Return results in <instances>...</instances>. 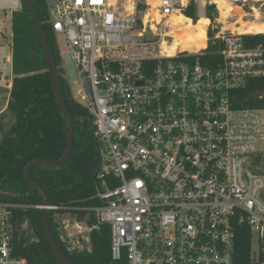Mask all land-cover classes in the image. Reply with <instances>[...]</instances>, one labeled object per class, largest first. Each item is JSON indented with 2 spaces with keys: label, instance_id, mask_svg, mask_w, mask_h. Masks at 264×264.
Returning <instances> with one entry per match:
<instances>
[{
  "label": "built area",
  "instance_id": "1",
  "mask_svg": "<svg viewBox=\"0 0 264 264\" xmlns=\"http://www.w3.org/2000/svg\"><path fill=\"white\" fill-rule=\"evenodd\" d=\"M46 1L75 68V99L95 117L100 167V205L46 207L86 215H64L62 228L70 216L78 240L91 244V233L109 226L111 258L127 264H238L245 225L253 236L246 264H264V83L260 106H241L248 81L264 80V31L240 22L264 26V0ZM192 5L198 22L210 7L217 13L206 18L203 48L176 42L174 18ZM23 7L0 0L11 17ZM7 34L3 23L0 89L10 92ZM210 43L220 48L215 67L190 62ZM44 208L0 202V264H28L15 255V212Z\"/></svg>",
  "mask_w": 264,
  "mask_h": 264
},
{
  "label": "trees",
  "instance_id": "2",
  "mask_svg": "<svg viewBox=\"0 0 264 264\" xmlns=\"http://www.w3.org/2000/svg\"><path fill=\"white\" fill-rule=\"evenodd\" d=\"M24 4V2H23ZM48 42L51 55L55 58L62 91L68 113L73 119L75 138L72 152L64 166L38 167L30 172L31 180L40 186L51 207L93 208L100 205L96 189L99 184V156L95 135V117L92 112L76 101L69 82L64 78V68L58 40L50 22L49 6L46 0H33ZM192 5L184 13L188 19L197 18ZM217 13L210 7L206 18L214 21ZM14 42L12 76L13 85L4 115L0 116V202L42 206L39 192L30 187L25 179L28 164L37 160L58 161L66 151L67 122L59 112L47 61L37 38L34 22L26 5L12 15ZM262 36H253L258 41ZM219 47L209 44L202 57H192L190 62H201L215 67L221 60ZM263 79L249 80L242 91L241 106H260L259 92L263 90ZM43 209H20L15 212L14 251L28 264H59L54 259L49 241L41 223ZM66 214L77 219L86 215L73 211H49V223L53 238L71 264H127L111 258L110 227L103 225L90 235L91 250L70 248L63 240L62 217ZM92 217L90 222L93 223ZM236 262H249L253 236L243 225L237 230Z\"/></svg>",
  "mask_w": 264,
  "mask_h": 264
},
{
  "label": "water",
  "instance_id": "3",
  "mask_svg": "<svg viewBox=\"0 0 264 264\" xmlns=\"http://www.w3.org/2000/svg\"><path fill=\"white\" fill-rule=\"evenodd\" d=\"M23 2L30 12L32 22H34L36 35L43 49L44 57L48 65V72L52 79L53 91H54V95L56 96L58 110L60 113L63 114V116L66 119L67 131H68L67 144L65 148L66 151H65L64 156L56 162L48 161V160H37V161L31 162L30 164L26 166L25 179L30 187H33L37 192H39L41 200H42V204L43 206H45V208L42 211L41 223H42L43 230L47 238V241H49L50 247L52 249V254H53L54 259H56L57 263L59 264H71V262L69 261V259H67L66 255L61 249L59 243L52 236L51 229H50V223H49V210L46 208L48 206L46 195L43 189L40 186L35 185L34 182L31 180L30 172L34 168H38L41 166L43 167L64 166L68 162L71 152L73 150L72 147H73L74 138H75L73 119L70 113H68L67 105H66L63 91H62L61 76H59L55 58H53L51 55V51H50L48 42L45 38V35L43 33L41 22H39V19H38L36 10H35V6L33 4V0H23Z\"/></svg>",
  "mask_w": 264,
  "mask_h": 264
},
{
  "label": "rangeland",
  "instance_id": "4",
  "mask_svg": "<svg viewBox=\"0 0 264 264\" xmlns=\"http://www.w3.org/2000/svg\"><path fill=\"white\" fill-rule=\"evenodd\" d=\"M10 14H11L10 12H5V13L0 12V28L3 26V23H4V30H6V32L8 33L7 35L9 38H11V34L13 36V30H12L13 23L11 21L12 17ZM251 23H254V19L252 20ZM185 39L186 38H182V41H184ZM59 47H60V58H62L63 67H64L63 76L67 81L69 80L71 93L75 96V98L78 101L82 102L78 94V90L80 87L73 83V81L76 78L75 72H74L75 70L74 65L68 64L65 62V52L63 51L65 48L64 40L59 39ZM9 73H10V77L13 78L11 69L9 70ZM9 97H10L9 92L3 89H0V116L4 115L5 113V108L8 103ZM63 221H67L71 223L68 229H63V232H64L63 240L69 243L70 248L72 249L77 248L79 250H90L91 249L90 242L86 240H81V239L80 241L78 240V237H77L78 230L77 228L74 227L75 222L73 221V219L70 216H67L63 218Z\"/></svg>",
  "mask_w": 264,
  "mask_h": 264
},
{
  "label": "bare ground",
  "instance_id": "5",
  "mask_svg": "<svg viewBox=\"0 0 264 264\" xmlns=\"http://www.w3.org/2000/svg\"><path fill=\"white\" fill-rule=\"evenodd\" d=\"M175 19V25H180V33L177 34L176 42L178 45L184 43H194L197 47L203 48L206 44V26L210 23L208 19H201L198 24L193 23L190 19H186L184 16H180ZM242 23V29H247L248 32L253 33V31H264V26L257 23ZM198 31V32H197ZM180 37V39H179ZM182 38H186L182 41ZM176 42L173 46H176ZM177 45V46H178Z\"/></svg>",
  "mask_w": 264,
  "mask_h": 264
},
{
  "label": "crops",
  "instance_id": "6",
  "mask_svg": "<svg viewBox=\"0 0 264 264\" xmlns=\"http://www.w3.org/2000/svg\"><path fill=\"white\" fill-rule=\"evenodd\" d=\"M186 18V17H185ZM186 19H188V18H186Z\"/></svg>",
  "mask_w": 264,
  "mask_h": 264
}]
</instances>
